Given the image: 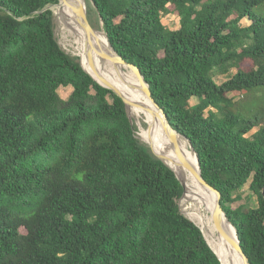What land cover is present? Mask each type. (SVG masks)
I'll return each mask as SVG.
<instances>
[{
	"label": "trees",
	"instance_id": "trees-1",
	"mask_svg": "<svg viewBox=\"0 0 264 264\" xmlns=\"http://www.w3.org/2000/svg\"><path fill=\"white\" fill-rule=\"evenodd\" d=\"M87 2L192 143L249 263L264 264V0ZM57 4L0 0V264H221L122 99L57 43ZM246 185L257 206L232 208Z\"/></svg>",
	"mask_w": 264,
	"mask_h": 264
},
{
	"label": "bare ground",
	"instance_id": "bare-ground-1",
	"mask_svg": "<svg viewBox=\"0 0 264 264\" xmlns=\"http://www.w3.org/2000/svg\"><path fill=\"white\" fill-rule=\"evenodd\" d=\"M70 1L72 4L81 3L80 0ZM55 14L66 26L72 41V46L74 47L73 49L75 54L88 61V45L86 34L78 24L74 11L70 8V6L63 4L56 7ZM104 39L106 40V44L101 43V41ZM94 41H96L98 50L104 52L105 54L111 53V50L105 48L108 47L110 49L107 38L102 32L96 33V38ZM64 42L66 41L64 40ZM68 45L69 44H67V46ZM93 64H96L102 69L103 76L100 73L95 75L93 70L95 65ZM87 69L89 74H91L95 80L99 82L104 80L109 85L114 87L129 103H131L128 109L133 117H148L153 120L154 123L162 127L164 131L159 141L146 134L144 135V139L148 145L155 148L154 151L157 153V155L167 154L170 158H174L175 156L171 149L170 140L167 134L168 128L166 123L159 110L155 107L150 98L141 88V84L135 74L128 67L122 65L121 63L101 56L96 52L92 56L91 65L88 63ZM104 71L107 72L110 80L105 78ZM128 72L132 73L137 87L134 85L130 86L128 83H126L128 79L127 75L129 74ZM151 129H153V126H151ZM180 143L183 155L187 158V161L191 164V166L197 171V161L195 155L189 148L187 142L181 140ZM168 164L176 171L177 175L185 185V193L181 200V203L187 210V217H185L196 224L202 230V232H207L214 237L215 253L220 258L222 264H227V262L228 264H243L242 256L230 245L228 246L224 242L223 238L216 233L212 224L210 211L212 212L213 206L216 202L215 193L207 187L201 185L192 173L183 169L178 170L170 162H168ZM229 233L233 238H235V232L232 227H229Z\"/></svg>",
	"mask_w": 264,
	"mask_h": 264
},
{
	"label": "water",
	"instance_id": "water-1",
	"mask_svg": "<svg viewBox=\"0 0 264 264\" xmlns=\"http://www.w3.org/2000/svg\"><path fill=\"white\" fill-rule=\"evenodd\" d=\"M84 5L83 4H72V2L70 0H58V4L57 5H68L70 6V8L74 11L75 15H76V20L78 22V24L80 25V27L84 30L85 34H86V39H87V45H88V62L91 65L92 63V56L93 54L96 52L101 56H104L106 58H110L111 60L117 61L119 63H121L122 65L128 67L134 74L135 76L138 78L140 84H141V88L143 89V91L147 94V96L150 98V100L152 101V103L155 105V107L159 110V112L161 113L166 126H167V134H168V138L170 140V144H171V149L174 153V158H170L167 154H160V155H155L154 153H152L150 147H149V152H151V154L158 160H160L161 162H163L166 166H168L175 174L177 180L179 181V183L182 186L183 189V194L181 199L184 196L185 193V185L183 183V181L180 179V177L177 175L176 171L168 164V162L172 163L173 166H175L178 170L179 169H183L187 172L192 173L195 178L197 179V181L207 187L208 189H210L212 192L215 193L216 195V202L213 206V210L211 212V220H212V224L215 228L216 233L221 236L224 240V242L229 246H231L236 252H238L243 259V264H250L248 261V258L246 256V254L243 252L241 246H240V241L239 238L236 234V229L233 226V224L230 222L229 218L227 217L225 211L222 208L221 205V195L220 193L214 189L211 185H209L202 177L201 175V168H200V163L198 160V157L193 149L192 143L185 138L183 135H181L177 130H175L168 118L167 115L165 114V112L163 111L162 108L159 107V105L154 101L150 89H149V84L144 80V77L142 76L140 70L132 65L127 63L121 56H119L117 54V52L114 50V48L111 46L110 42L108 41V37L107 34L101 29V30H96L95 28H93V26L90 24L89 18H88V13H87V7H86V3L87 0H83ZM91 5H93L91 3ZM97 32H102L105 37L107 38L111 53L110 54H105L104 52L98 50L97 45H96V41H94V39L96 38V33ZM80 66L82 67V65L80 64ZM82 69L89 74L83 67ZM90 77L97 82L99 85H101L102 87L111 90L112 92H114L119 98L122 99L124 105H125V111H126V115L130 121L131 124H133V121L131 119V117L128 114V107L131 103H129L114 87H112L111 85H109L107 82H105L104 80H101L100 82L95 80L91 74H89ZM184 140L185 142H187L189 148L191 149V151L193 152V154L196 157V161H197V171L191 166V164L187 161V158L183 155L181 147H180V141ZM184 215V214H183ZM196 225V224H195ZM197 226V225H196ZM198 227V226H197ZM229 227H232V229L235 232V238H233L231 236V234L229 233ZM200 229V228H199ZM201 230V229H200ZM202 232V230H201ZM203 234V232H202ZM204 236V234H203ZM205 238V236H204ZM206 240V238H205ZM207 242V240H206ZM208 243V242H207ZM209 245V243H208ZM210 247V245H209ZM211 248V247H210ZM212 249V248H211ZM212 251L214 252V250L212 249ZM215 253V252H214ZM216 254V253H215ZM217 258L219 259L220 263L222 264L220 258L218 257V255L216 254Z\"/></svg>",
	"mask_w": 264,
	"mask_h": 264
},
{
	"label": "rangeland",
	"instance_id": "rangeland-1",
	"mask_svg": "<svg viewBox=\"0 0 264 264\" xmlns=\"http://www.w3.org/2000/svg\"><path fill=\"white\" fill-rule=\"evenodd\" d=\"M80 2H81V4L84 5L83 0H80ZM57 6L58 5L50 7V9L53 11V24H54L55 39L57 40V43L59 44V46L61 47L62 50H64L72 58H75L76 61L78 63H80L83 67H87L89 62L87 60H84V59L80 58L79 56H77L75 54V51L73 49L74 47L72 46L71 38H70V36L68 34V30H67L66 26L64 25V23L60 20V18H58L57 15L55 14V9H56ZM86 7H87V13H88V18H89L90 24L96 30H101V25L102 24L99 21L98 16H97V14L94 11L93 5H91L90 2H87L86 3ZM161 22L168 30H176V29L179 28V19L176 16L172 15V14H169V13L162 14ZM240 24H241V26H248L249 25V21L248 20H242ZM64 40L66 42H64ZM68 40H70V41H68ZM101 43L106 44V40L104 39L103 41H101ZM67 44H69V45L67 46ZM105 48L110 50L108 47H105ZM93 65H95L97 67V69H98V72H94L95 75L97 73H100L103 76L102 69L99 68L96 64H93ZM128 73L129 74L127 75L128 79H127L126 83H128V85H130V86L134 85L135 87H137L132 73L131 72H128ZM234 73H235V69H233L228 75H224V76L216 75L214 77V79H215L217 84H221L224 81H226ZM104 76H105L106 79L110 80L107 72H105V71H104ZM71 92H72V88L71 87H61V88L58 89V94L63 100H66L69 97ZM229 96L231 98H233L234 102L242 100V96H240L237 93H232ZM260 96H261L262 100H264V92L260 93ZM133 99H136V98H133ZM196 103H197L196 99H192L191 102H190L191 105H194ZM257 104H261V101H258ZM128 113H129V116L131 117V119L133 121V126H135V136H136L137 140L141 144H143L148 149V151H150L149 150V147H150L152 153L157 155V153L154 151L155 148H153L152 146H150V145H148L146 143V141L144 139V135L145 134L149 135L152 138H154V139L159 141L161 136L163 135V131H164L162 129V127L160 125L154 123V121L151 120L148 117H145V118H137V117L135 118V117H133L130 114L129 109H128ZM151 126H153V129H151ZM256 130H257V128L253 129L251 131V133H249V134L254 133ZM156 149H158V148H156ZM239 194L241 196V199L236 201V202H234L231 205L232 208H236V207H239V206H241L243 208H254V207L257 206L256 197L253 196V194L249 191L248 185H246L239 192ZM181 200L179 201V209H180L181 213L184 214V216H186L187 210L183 206V204L181 203ZM210 214H211V211H210ZM227 264H228V262H227ZM230 264H233V263H230Z\"/></svg>",
	"mask_w": 264,
	"mask_h": 264
}]
</instances>
